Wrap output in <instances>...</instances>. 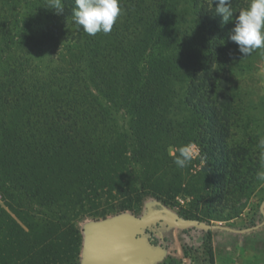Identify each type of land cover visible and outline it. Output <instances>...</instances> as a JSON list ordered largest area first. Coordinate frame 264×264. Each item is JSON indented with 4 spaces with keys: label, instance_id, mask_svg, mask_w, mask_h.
<instances>
[{
    "label": "trees",
    "instance_id": "16d2710c",
    "mask_svg": "<svg viewBox=\"0 0 264 264\" xmlns=\"http://www.w3.org/2000/svg\"><path fill=\"white\" fill-rule=\"evenodd\" d=\"M44 1L16 0L25 5L17 15L29 10L33 25L46 26L47 41L65 37L69 45L61 50L73 55H60L61 64L47 72L26 52L1 80L0 194L20 222L0 205V264H79L82 236L68 211L90 194L99 196L113 166L120 168L109 185L126 193L115 209L140 205L146 195L173 205L186 180V191L196 196L211 179L220 180L205 170L195 186L192 163L174 162L179 147L201 137L208 146L223 145L217 162L226 161L229 178L239 169L234 152L226 151L227 118L234 112L227 90L235 65L242 73L254 67L248 55L233 60V43L209 48L215 23L221 40L222 27L227 34L232 28L215 16L212 0H121L112 30L94 36L73 23L75 0H62L61 14ZM236 4L232 0L234 10ZM0 22L6 40L8 21ZM101 98L128 113L130 134L112 123Z\"/></svg>",
    "mask_w": 264,
    "mask_h": 264
},
{
    "label": "rangeland",
    "instance_id": "374dc122",
    "mask_svg": "<svg viewBox=\"0 0 264 264\" xmlns=\"http://www.w3.org/2000/svg\"><path fill=\"white\" fill-rule=\"evenodd\" d=\"M15 1L0 0V19L8 21L9 29L6 40L0 36V83L14 67L13 60L16 56L19 57L26 52L33 58L34 65H39L47 72L51 64L56 66L61 64L60 55L61 57L65 53L64 57L68 54L73 55L71 52L61 50L63 46L69 45L65 37L59 39V42L47 41L46 26L43 23L40 26H36V23L33 25L29 16L32 13L29 10L26 12L28 15L23 13L17 15L18 9L25 5L24 3L15 5ZM236 1L235 10L247 7L244 4L239 5L240 0ZM211 6L214 10L215 6ZM23 17H26L24 21L21 19ZM49 20L51 21L50 18ZM40 21L43 22V19ZM218 22L214 27H219ZM230 23L233 27V22ZM217 28L209 34L211 37L209 48L213 50L218 45L224 46L223 43L227 45L233 43L228 39L224 27L221 35L226 36L221 40ZM58 35L61 38L64 36ZM234 50L236 57L233 60L237 61L241 54L236 44ZM248 58L252 59L254 68L242 73L235 65L233 69L237 75L232 85L233 89L230 92L227 90L234 104L232 108L234 112L233 115L229 113L227 118L226 151L234 152L233 161L239 168L237 173L229 178L230 176L225 173L228 169L226 161L217 162L223 145L208 146L201 137L199 141L190 144L192 166L188 175L192 176L191 181H195V186L201 184L200 178L206 171L212 176H221V179H211L205 192L201 191L198 195L200 197L196 196L194 191H186L189 183L186 180L182 184L185 191H180L176 195V202L173 205L164 203L155 196L146 195L140 205L115 209L119 201L125 199L126 193L109 185V181L115 178L113 171L120 168L113 166L108 182L105 181V187L99 190V196L90 194L83 204H80L81 208L79 203H76L74 209L68 211V216L82 236L79 264H82L87 231L94 223L118 215H126L132 223H136L150 213L159 214L162 218L149 220L138 231L137 236L144 250L157 258L154 264H264V49L253 51L248 54ZM228 59L231 63V57ZM214 69L220 72L223 70L218 63L214 64ZM232 92L236 93L235 98L230 95ZM101 100L111 113L112 123L116 122L120 132L130 134L132 119L128 113L106 99ZM175 116L183 117L182 113ZM201 142H204V145ZM176 149L170 146L168 153L174 155ZM241 149L245 159L240 153ZM242 162L243 165L240 166L239 163ZM131 164L136 170L140 169L135 162ZM215 164H218L217 168H214ZM238 170L241 171L240 174ZM220 181L222 185L218 183ZM246 184L249 185L247 191L244 189ZM0 205L19 221L3 202L1 194ZM39 208L46 211L42 206ZM94 212L107 215L99 216ZM21 225L26 227L22 222Z\"/></svg>",
    "mask_w": 264,
    "mask_h": 264
},
{
    "label": "clouds",
    "instance_id": "9594fccd",
    "mask_svg": "<svg viewBox=\"0 0 264 264\" xmlns=\"http://www.w3.org/2000/svg\"><path fill=\"white\" fill-rule=\"evenodd\" d=\"M215 16L221 17V24L233 22L228 39L235 43L239 53L248 55L257 49H264V0H249L247 7L238 11L232 7V0H212ZM49 9L55 14L64 11L62 0H48ZM121 0H75L72 9L73 23L81 26L88 35L109 33L122 15ZM174 158L176 165L186 166L192 158L190 145L178 148Z\"/></svg>",
    "mask_w": 264,
    "mask_h": 264
},
{
    "label": "water",
    "instance_id": "95a60500",
    "mask_svg": "<svg viewBox=\"0 0 264 264\" xmlns=\"http://www.w3.org/2000/svg\"><path fill=\"white\" fill-rule=\"evenodd\" d=\"M152 218L162 216L150 213L132 223L118 215L94 223L87 231L82 264H154L157 258L144 250L137 236Z\"/></svg>",
    "mask_w": 264,
    "mask_h": 264
},
{
    "label": "bare ground",
    "instance_id": "6f19581e",
    "mask_svg": "<svg viewBox=\"0 0 264 264\" xmlns=\"http://www.w3.org/2000/svg\"><path fill=\"white\" fill-rule=\"evenodd\" d=\"M106 233H108V232H106ZM106 233H105V234H106ZM110 233H111V232H110ZM110 233H108V234H110ZM100 238H101V237H100Z\"/></svg>",
    "mask_w": 264,
    "mask_h": 264
}]
</instances>
